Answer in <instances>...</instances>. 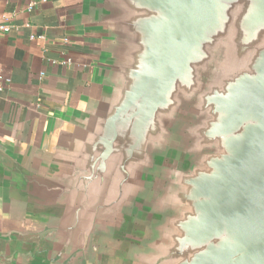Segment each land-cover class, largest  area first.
I'll list each match as a JSON object with an SVG mask.
<instances>
[{"label":"water","instance_id":"95a60500","mask_svg":"<svg viewBox=\"0 0 264 264\" xmlns=\"http://www.w3.org/2000/svg\"><path fill=\"white\" fill-rule=\"evenodd\" d=\"M78 9L98 92L2 152L0 264H264V0Z\"/></svg>","mask_w":264,"mask_h":264},{"label":"crops","instance_id":"0c3cea01","mask_svg":"<svg viewBox=\"0 0 264 264\" xmlns=\"http://www.w3.org/2000/svg\"><path fill=\"white\" fill-rule=\"evenodd\" d=\"M80 1L0 0V17H10L12 25L8 33L0 31V156L21 159L29 139L53 145L58 116L97 95L101 49L75 25ZM27 228L28 222L0 210V232Z\"/></svg>","mask_w":264,"mask_h":264},{"label":"built area","instance_id":"2783aa9c","mask_svg":"<svg viewBox=\"0 0 264 264\" xmlns=\"http://www.w3.org/2000/svg\"><path fill=\"white\" fill-rule=\"evenodd\" d=\"M46 1V0H43ZM36 2H31L28 6L29 10L34 9ZM12 29V25L10 23V17L3 15L2 17H0V31L4 32V33H8L10 32ZM35 36H32V38H34ZM40 38H45L44 35L39 36ZM6 80H9V78H6ZM3 90V86H0V91Z\"/></svg>","mask_w":264,"mask_h":264}]
</instances>
